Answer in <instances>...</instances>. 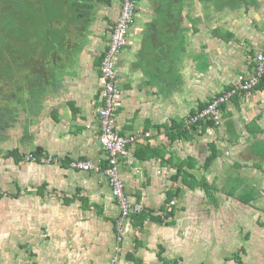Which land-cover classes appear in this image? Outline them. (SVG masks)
<instances>
[{"label": "crops", "instance_id": "1", "mask_svg": "<svg viewBox=\"0 0 264 264\" xmlns=\"http://www.w3.org/2000/svg\"><path fill=\"white\" fill-rule=\"evenodd\" d=\"M86 2L82 38L67 31L64 70L46 75L41 111L24 110L0 129V264H110L117 246L120 207L108 180L70 166L105 158L97 63L121 10V0ZM151 17V0L139 1L118 60L117 128L151 134L130 144L120 164L130 198L144 206L125 224L120 264H264V82L234 96L220 126L180 133L203 104L254 71L264 0L219 12L196 3L179 27L155 26L154 34L145 26ZM37 148L60 162L23 157Z\"/></svg>", "mask_w": 264, "mask_h": 264}, {"label": "trees", "instance_id": "2", "mask_svg": "<svg viewBox=\"0 0 264 264\" xmlns=\"http://www.w3.org/2000/svg\"><path fill=\"white\" fill-rule=\"evenodd\" d=\"M86 1L92 0H83L82 3L75 0L74 13L68 17L65 26L63 19L69 10H66V2L63 0H0V95L5 96L0 97V129L11 126L14 118L18 120L24 110L29 116L41 111L42 104L38 95L42 91L46 75L52 78L58 74V70H64L60 50L66 44V33L74 32L75 38H82L83 26L80 24L84 19L78 13L86 12L84 5L91 7V3ZM139 1L141 0H137ZM245 2L246 0H151L152 17L145 26L152 28L151 34L155 33V26L179 27L182 24V13L188 6L196 3H201L205 9L212 7L219 12L236 10ZM94 5L93 3L92 6ZM70 23L73 26L69 30ZM103 54L98 59V66ZM263 82L264 77L260 85ZM21 104L22 108H26L20 109ZM209 124L214 125L213 122ZM186 132V128L180 131L181 134ZM32 153L40 156L43 150L37 148ZM212 153L209 162L216 155V148ZM12 154L17 153L9 151L7 155ZM27 155L24 154L23 157Z\"/></svg>", "mask_w": 264, "mask_h": 264}, {"label": "built area", "instance_id": "3", "mask_svg": "<svg viewBox=\"0 0 264 264\" xmlns=\"http://www.w3.org/2000/svg\"><path fill=\"white\" fill-rule=\"evenodd\" d=\"M137 0H121V10L116 24L111 32L110 41L103 55L100 69V82L104 87L103 106L98 112L100 122V139L105 151L103 161L76 159L70 166L77 170L92 171L107 179L112 194L120 207V215L116 220L117 246L110 264H120L123 253L124 230L126 222L134 214L141 213L144 206L130 198L126 183L120 175V164L123 159L130 158L132 153L129 145L143 136L151 135L149 132L136 131L130 135H123L117 128L118 112L123 103L124 93L120 86L118 60L130 40V30L135 22ZM264 77V52L255 56L254 71L245 79L236 80L228 89L215 95L206 106L190 115L184 123L186 129L201 125L203 122H213L220 126L223 122L222 106L232 101L239 93L256 89ZM26 159L31 162L44 164L59 163L60 157L53 154L40 156L30 153Z\"/></svg>", "mask_w": 264, "mask_h": 264}, {"label": "rangeland", "instance_id": "4", "mask_svg": "<svg viewBox=\"0 0 264 264\" xmlns=\"http://www.w3.org/2000/svg\"><path fill=\"white\" fill-rule=\"evenodd\" d=\"M64 2H66V10H69V13H74L73 12V10H74V8L73 7H75L76 6V3H75V0H63ZM80 2L82 3L83 2V0H80ZM79 6V5H78ZM77 6V7H78ZM102 9H104L103 7H102ZM107 8H105L104 10H102L101 11V13H106L107 12V10H106ZM109 11V10H108ZM102 25V24H101ZM98 31H100V30H98ZM10 94H15V93H11L10 91H8ZM2 93V92H1ZM0 93V94H1ZM3 93H6L5 91L3 92ZM8 93V94H9ZM0 97H2V98H5V96H1L0 95ZM27 157V156H26Z\"/></svg>", "mask_w": 264, "mask_h": 264}]
</instances>
